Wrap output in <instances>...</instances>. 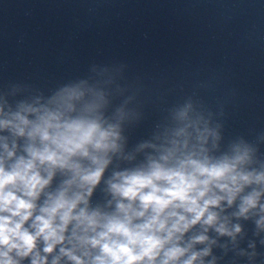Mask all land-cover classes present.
Masks as SVG:
<instances>
[{
  "label": "clouds",
  "instance_id": "clouds-1",
  "mask_svg": "<svg viewBox=\"0 0 264 264\" xmlns=\"http://www.w3.org/2000/svg\"><path fill=\"white\" fill-rule=\"evenodd\" d=\"M97 96L88 103L80 86L65 87L38 107L0 108V131L26 138L25 154L17 155L16 139L9 147L0 136V264L26 258L30 264H61L62 258L69 264H205L210 246H195L215 243L210 229L233 240L241 232L221 215L225 203L239 200L237 217L264 214V171L249 169L251 149L234 145L231 154L210 156L203 145L209 135L219 137L201 131L197 121L180 128L175 136L183 139H173L146 166L112 173L106 183L114 210L91 208L121 148L119 125L98 113L103 95ZM179 118L188 121V110ZM188 128L199 147L189 146ZM58 172L66 178L50 190ZM256 224L264 229V215ZM197 225L202 231L186 239Z\"/></svg>",
  "mask_w": 264,
  "mask_h": 264
}]
</instances>
